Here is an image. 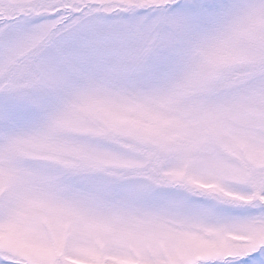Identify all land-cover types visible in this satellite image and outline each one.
Masks as SVG:
<instances>
[{
  "label": "snow or ice",
  "instance_id": "obj_1",
  "mask_svg": "<svg viewBox=\"0 0 264 264\" xmlns=\"http://www.w3.org/2000/svg\"><path fill=\"white\" fill-rule=\"evenodd\" d=\"M0 264H264V0H0Z\"/></svg>",
  "mask_w": 264,
  "mask_h": 264
}]
</instances>
